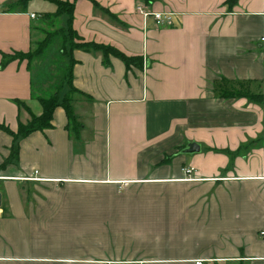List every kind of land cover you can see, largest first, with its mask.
<instances>
[{"label": "crops", "instance_id": "obj_1", "mask_svg": "<svg viewBox=\"0 0 264 264\" xmlns=\"http://www.w3.org/2000/svg\"><path fill=\"white\" fill-rule=\"evenodd\" d=\"M18 1L0 0V124L13 132L41 113L48 70L2 59L38 35L66 45L57 1L73 3L79 39L142 61L74 48L88 96L72 101L76 133L57 107L8 160L0 131V264H264V0ZM236 83L262 102L218 95Z\"/></svg>", "mask_w": 264, "mask_h": 264}, {"label": "trees", "instance_id": "obj_2", "mask_svg": "<svg viewBox=\"0 0 264 264\" xmlns=\"http://www.w3.org/2000/svg\"><path fill=\"white\" fill-rule=\"evenodd\" d=\"M25 1L27 0H19L16 6L23 4ZM236 1L237 0H226V3L232 6L233 4L236 3ZM56 5H57V10L55 13L65 14L68 17L66 21V25L60 29V33H62L63 38L65 40L64 42L69 43V48H66V46L64 48L67 49L65 50L64 53L67 54L66 57L68 58V66L65 70L64 85L62 89L66 88V92L64 96H61L60 91L56 90L48 97L38 98V101L42 108L41 113L39 115H33L31 112H29V116H30L29 120L26 121L25 123L20 122L18 124V128L16 132H13L6 126L0 124V131L9 134L10 136H12L13 139V143L10 151V158L8 160L17 158L19 152L18 140L20 138H24L32 132H36V131L42 132L52 127L53 113L57 107H61L64 110L68 122L70 123L71 129H73L74 134L76 133V130L78 129V124L77 121L75 120V116L73 113V107L71 104L72 102L71 95L79 94L81 96L80 98H85V99H88V96L73 86L72 71H73V64L75 62L72 59L70 53L72 49L81 48L86 51H98L103 55L104 59H108L109 57H115L121 60L126 66V68H129L133 64L141 66L142 60L137 56L128 57L124 53L120 52L118 49L112 46L97 44L94 42H84L81 39H79L78 35L73 31L71 27V19H72L71 13L73 10V3L68 1H57ZM69 34L74 35L76 38L79 39V41L70 42ZM33 55L34 52H28L26 54L16 53L13 56H9V57L4 56V58L2 59V65H4L8 60H12L16 58L30 60L33 57ZM223 83H227V81L223 80ZM217 93L219 96L224 98H229V97H247L251 99L258 98V95L249 94V91L245 90V88L242 85H239V83H236V85L234 86L227 84L225 88H223L222 90L219 88L217 90ZM259 101L262 102V98H260ZM21 105L23 104L19 103V106Z\"/></svg>", "mask_w": 264, "mask_h": 264}, {"label": "rangeland", "instance_id": "obj_3", "mask_svg": "<svg viewBox=\"0 0 264 264\" xmlns=\"http://www.w3.org/2000/svg\"><path fill=\"white\" fill-rule=\"evenodd\" d=\"M137 13V12H136ZM70 42H78L79 39L76 38L74 35L69 34ZM51 35H38L36 38V44L33 47L32 52H34L33 57L29 60L30 62L33 61L34 66H33V71H34V76L38 74H45L46 69L48 70V74L46 75V81L44 84V87L42 88L43 90L41 93H36L38 98L40 97H48L52 93H54L56 90L60 91V94L62 95L63 93L61 91L66 92V88H63L64 85V77H65V69L67 68V60L64 56H61V53H64L65 46L66 48L69 47V43L67 42L65 46L61 47L60 43L57 44L55 40L53 41ZM57 44L56 46L54 45L53 47H50L51 44ZM60 49V51H59ZM52 52V55L50 54V51ZM65 54V53H64ZM35 59V61H34ZM38 64V65H36ZM35 93V92H34ZM81 96L79 94H73L71 95L72 101H75L79 99ZM39 103V101H38ZM40 104V103H39ZM72 104V102H71ZM41 107V105H40ZM42 109V108H41ZM33 114V113H32ZM35 115V114H33ZM30 117V116H29ZM29 120V119H28ZM27 120V121H28ZM25 123V122H24Z\"/></svg>", "mask_w": 264, "mask_h": 264}, {"label": "built area", "instance_id": "obj_4", "mask_svg": "<svg viewBox=\"0 0 264 264\" xmlns=\"http://www.w3.org/2000/svg\"><path fill=\"white\" fill-rule=\"evenodd\" d=\"M135 11L145 18L151 17L157 26H169L171 24V15L172 14L170 12L149 11L146 9V7L144 5H141V4L136 6ZM31 16L33 17L34 15L31 14ZM260 41L264 45V34L260 38ZM184 172L189 173L190 170L188 168H184ZM39 180H41V179H39ZM259 235L264 240V227L259 231ZM195 264H202V261L197 260V261H195Z\"/></svg>", "mask_w": 264, "mask_h": 264}, {"label": "water", "instance_id": "obj_5", "mask_svg": "<svg viewBox=\"0 0 264 264\" xmlns=\"http://www.w3.org/2000/svg\"><path fill=\"white\" fill-rule=\"evenodd\" d=\"M199 150H200L199 145L194 142H191L188 143L187 146L181 150V152L192 154L198 152Z\"/></svg>", "mask_w": 264, "mask_h": 264}]
</instances>
